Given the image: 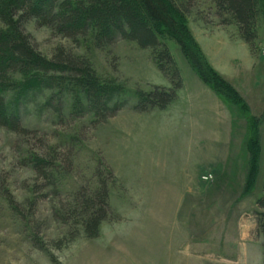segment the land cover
Masks as SVG:
<instances>
[{
	"label": "rangeland",
	"instance_id": "1",
	"mask_svg": "<svg viewBox=\"0 0 264 264\" xmlns=\"http://www.w3.org/2000/svg\"><path fill=\"white\" fill-rule=\"evenodd\" d=\"M177 1L188 5L187 28L204 49V24L220 20L212 0ZM256 29L253 51L262 56L263 12ZM23 30L46 58L64 49L87 60L99 80L116 89L124 106L99 123L88 111H79L75 95H63L60 104L54 101L49 107V91L31 92L25 99L14 98L20 91L7 93L28 132L19 136L0 128V264L263 263L264 240L257 230L255 202L264 180V106L255 114L247 104L259 146V172L250 191L244 189L248 124L236 107L230 105L234 121L217 128L211 120L200 119L199 99L189 97L165 110L136 112L139 92L170 85L155 65L153 50L123 40L96 48L89 39L63 38L34 21L26 22ZM205 41L214 42L210 37ZM225 45L216 59L224 62L233 55L244 68L246 45ZM167 47L184 85L205 86L181 47L173 41ZM218 70L238 91L243 87V72L232 64ZM33 155L59 167L55 180L37 178L27 161ZM208 174L212 179L204 181ZM98 176L109 186L110 216L101 223L97 238L81 235L69 241L68 225L74 222L62 224L55 213L78 189H94Z\"/></svg>",
	"mask_w": 264,
	"mask_h": 264
},
{
	"label": "trees",
	"instance_id": "2",
	"mask_svg": "<svg viewBox=\"0 0 264 264\" xmlns=\"http://www.w3.org/2000/svg\"><path fill=\"white\" fill-rule=\"evenodd\" d=\"M212 4L219 25L234 24L240 38L255 53L256 22L258 14H264V0H212ZM188 14V5L177 0H0V128L19 136L28 132L21 126L13 97H7V93L14 91H20L19 97H14L17 99H25L31 92L49 91L52 93L46 101L49 107L54 101L60 104L63 95L78 96L79 111H88L99 123L115 116L124 106L115 94L116 89L102 83L87 60L74 57L64 49H58L51 58L41 55L24 33L26 22L34 21L63 38L89 39L96 48L123 40L140 49L153 50L155 65L168 78L170 87L154 86L149 92H139L133 107L139 113L165 110L182 88L179 69L167 47V42L173 41L181 47L202 83L223 102L236 107L246 119L248 139L244 145L248 149L249 165L244 189L251 191L259 172L255 120L246 102L211 68L195 44L187 28ZM15 76L21 80L14 81ZM27 161L39 179L51 181L60 174L59 167L46 157L33 155ZM7 200L13 206L11 197ZM108 201L109 186L100 176L94 189L80 188L73 193L69 203L55 213L62 224L74 222L73 229L68 225L69 241L81 235L88 239L98 237L101 223L111 213ZM255 206L257 230L264 240V180L262 195Z\"/></svg>",
	"mask_w": 264,
	"mask_h": 264
},
{
	"label": "crops",
	"instance_id": "3",
	"mask_svg": "<svg viewBox=\"0 0 264 264\" xmlns=\"http://www.w3.org/2000/svg\"><path fill=\"white\" fill-rule=\"evenodd\" d=\"M204 27V31L206 32L205 34L203 32L202 37L203 43L205 44V50L202 47L201 50L206 61L221 78L228 82L238 92V94L246 102V104L250 105L252 112H254L255 114L259 113L264 106V54L262 56H258L259 54L252 53L249 45L240 38L237 27L234 24L219 25V23H210V25H208L207 23H205ZM206 37H210V39L214 42H212L210 45L207 44L205 41ZM236 43H239L240 45H246L248 50V53H245V59H243L246 63V66L244 68H241L239 66L240 62H237L238 60L236 56L233 55L229 56L228 59H226L224 62V59H216L220 55H222L223 45H235ZM226 63L232 64L234 69H237L238 72H243V87L238 88L240 92L236 88L238 86L235 83L231 82L232 80L229 81L228 78H225L222 74L219 73L218 68L221 69ZM232 83L236 85V87H234ZM193 84L194 86L186 87L183 82L182 88L177 93L176 100H174L167 108H169L181 98L189 97L195 100L199 99L198 111L200 113V119L207 121L211 120L212 122L210 125L212 127L217 128L224 121L225 123L226 121H228L229 124L234 121V117L231 113L234 110L230 105L224 103L217 95H215L214 92L212 94V90L210 91L206 85L203 86L200 85V83L196 82H193ZM205 87H207V89ZM205 104H207V107H205ZM261 130V134L264 135V122L261 126ZM212 162H217V160L213 157ZM212 165L213 167L217 166V164Z\"/></svg>",
	"mask_w": 264,
	"mask_h": 264
},
{
	"label": "built area",
	"instance_id": "4",
	"mask_svg": "<svg viewBox=\"0 0 264 264\" xmlns=\"http://www.w3.org/2000/svg\"><path fill=\"white\" fill-rule=\"evenodd\" d=\"M204 181H210L212 179L211 175L208 174L202 178Z\"/></svg>",
	"mask_w": 264,
	"mask_h": 264
}]
</instances>
